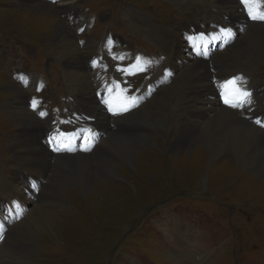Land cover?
<instances>
[{
  "label": "rangeland",
  "instance_id": "1",
  "mask_svg": "<svg viewBox=\"0 0 264 264\" xmlns=\"http://www.w3.org/2000/svg\"><path fill=\"white\" fill-rule=\"evenodd\" d=\"M38 2L0 0V208L3 211H7L3 193L12 195L16 191L11 183L17 179L16 173L23 169L18 163L25 156L21 145L28 135L36 134V130L29 131L26 127L18 129L7 106L26 109L27 114L35 116L41 123L38 135L47 137L50 128L45 118L48 116L42 117L33 110L30 98L33 94L38 96V90L44 89L39 97L42 103L58 106L75 103L84 117L83 123L91 125L96 117L90 116L89 112L96 107L94 102L99 101L96 90L83 88L85 92L74 95L66 81L65 64L84 67V72L95 74L93 61H96V65L104 67L109 85L119 83L130 98L143 96L150 85L155 90L146 95L137 107L123 114L121 120L116 118L112 125L102 128V132L98 130L96 146L91 152H81L76 148L73 153L55 154L60 160L76 154L91 158L90 190L84 189L67 169L66 160L56 164L45 163L46 170H39L40 176L26 185L27 189L22 187L25 185L22 181L16 180L21 185V192L29 198L28 210L34 209L32 205L35 203H40L36 207L50 208L53 224L37 232L31 228V223L27 224L29 231L16 228L25 221L23 218L27 212L15 224L9 225L6 237L0 240V264H236L237 259L239 264L264 262V176L256 171L252 156L246 161L243 158L237 160L230 148L213 157L209 153L212 150L208 148L203 147L201 152L200 139L205 128H200L193 135L189 145L174 150L171 143L174 137H181L182 125H177L173 114L188 112L184 99L189 89L184 85L178 86L174 98L160 94L161 88L173 86L175 78H172L174 74L169 71L166 58L158 62L153 59L154 55H166L157 42L148 38V32L152 31L149 27L161 34L179 32L177 40H181L183 32L180 29L183 30V26H187L188 31L193 29L189 33H196L207 25L206 29L212 32L217 27L231 25L236 37L225 47L228 48L226 55L230 64L224 66L221 61L210 63L215 55L224 51L219 43L209 50L208 58H203L205 67L209 68L211 78L217 79L236 72L229 71V67L244 65L245 70L240 72L251 81L239 84H250L255 89V112H258L264 106V26L254 23L262 22L250 20L242 7V14L248 20L245 19L246 23L241 26L235 25L233 21L223 19L215 0H71L76 12L86 17L82 19L85 30L79 33V24L75 28L67 19L59 18L73 31L65 34L77 41L73 46L82 53L92 50H87L90 42L95 43L96 51L93 49L92 61L88 60L89 56L77 60L73 55L69 56L70 53L62 61L59 55L66 52V48L59 44L55 35L56 19L40 13L42 7L37 5ZM228 4L234 6V3ZM59 5L65 3L60 2ZM45 11L55 15V10ZM226 12L232 13L231 10ZM246 24L250 26L247 27L249 34L246 33L249 36L242 38L243 33H239ZM107 37H112L113 43L121 44H103ZM185 38L179 44V51H183L182 45L187 44L182 56L184 62L196 55L189 39ZM235 48L239 52L236 53ZM145 49L147 54L143 55L141 52ZM139 55L148 58H137L143 67L148 66H139L144 71L135 68L132 75L117 71V68L135 66ZM156 66H162L157 73L161 74L158 78L165 79L159 87L154 78ZM180 66L181 63L177 69ZM184 80L185 76L181 78ZM147 82L149 84L146 85ZM12 85L23 90L26 99L18 100L20 93ZM181 86L183 90H180ZM212 87L216 90L214 85ZM152 100L153 103L141 108ZM156 102L163 103L162 115L168 116L165 120H175L171 127L168 124L169 128L160 127L158 133L152 128L156 119H142L143 110L158 113ZM102 109L107 110L105 105ZM238 110L243 114L241 109ZM195 113L201 116L199 110ZM20 127L23 126L20 124ZM73 127L81 128L82 125L73 124ZM70 128L69 125L65 129ZM115 138L142 142L134 146L133 166L127 167L123 161L120 162L118 155L108 151L109 145L103 146L102 142ZM31 140L30 147L33 145ZM251 141L254 150V142ZM30 157L27 152L25 158ZM102 160L114 165L115 176H110ZM56 177L71 181L62 183L60 190L54 182ZM40 195L44 196L41 200L38 198ZM7 200L14 204L12 196ZM31 200L36 202L31 203ZM3 216L6 218L7 214ZM3 216H0V222Z\"/></svg>",
  "mask_w": 264,
  "mask_h": 264
},
{
  "label": "bare ground",
  "instance_id": "2",
  "mask_svg": "<svg viewBox=\"0 0 264 264\" xmlns=\"http://www.w3.org/2000/svg\"><path fill=\"white\" fill-rule=\"evenodd\" d=\"M43 1L46 2V0H35V1H33V3L38 2L37 5H39V7H42L39 9L40 13H43L44 15H48V17L52 18V20L56 19V21H55L56 22V27H55L56 33H55V35H57V37L59 38V41H60L59 44L60 43L63 44L64 47L66 48V52L60 53L59 59L63 61L65 56H67V54L70 53L69 56L73 55L74 58H76L77 60H80V61L85 59L87 56H89V59L88 58L87 59L90 61L95 55V53H94V51H96L95 43L90 42V46L87 47V50H90V49H92V50L90 52H85V53H82L81 50L74 47L73 44L77 43V41L74 38L70 37L69 35L65 34L66 33V27H67V25H65L66 23H62L60 21L59 17L56 18L58 16L57 14L54 15L50 12H48V14H47V12L45 10H50L49 9L50 6H49V8H48V5H47V7L44 6V4H42ZM70 1L71 0H56L55 3H52V6L55 5V6H53L54 10L57 9V10H59V12H61V16L63 17L62 19H86L85 16H83L82 14H78L77 12L75 13V18L71 17L72 16L71 12H73L74 9H73L72 3ZM215 1H217L218 6L220 7L221 14H223V19H227L228 21H233V24L239 25V26H241V24L246 23L245 19H247V18L245 16H243V14H242L243 13L242 7L244 8V6L240 5L239 2H237V0H215ZM60 2L65 3V5H59ZM228 3H234V6L232 7ZM259 4H261L259 11L264 12V7H262V4H264V0H259V2L255 4V10L258 11V5ZM227 10H231L232 13L231 14L227 13L226 12ZM69 23L72 24V22H69ZM254 24L264 26V25H261L264 23H258L257 22ZM197 25H199V24H197ZM74 26L78 27V24H74ZM207 27H208V25L203 29V31H205V33L212 32L211 29L207 30L206 29ZM247 27H250V26H248L246 24V27L245 28L243 27L244 29H242L241 32L239 33V34L243 33V35H241V37L245 36V35H246L245 37L249 36V35H247V34H249ZM152 28L149 27V29H151L152 31L148 32V34H150L148 36V38L150 37L149 38L150 40L157 42L160 45V48L162 49L161 51L166 55L168 67L170 68L169 71H171L174 74L172 78H175L173 81L174 82L173 86L168 87L166 85V87L161 88L160 94L162 93L164 95H167L168 97H172L178 91V86H180V85H184L185 87H188L187 89H189L187 92V97L186 98L184 97L185 98L184 103L188 105V106H186V108H187L186 110L188 112H183V111L175 112L174 111L175 114H173V116L176 117L175 120H177V125H179V126L182 125L181 133H180L181 137L178 136V137H176V139L174 137V140L171 143L174 150L177 151V150L181 149L182 147L189 145L190 144L189 142L192 140L193 135L197 131H199L200 128H203V129L205 128L204 131L202 132V138L200 139V141L202 143V146H200L201 152H202L203 147L208 148V149L212 150V152H209V153H211L212 157H213L217 153H223L224 151H226L227 149L230 148V149L234 150L236 157H237V160H239V159L242 160V158H243L246 161L249 156H252L253 157L252 162L255 163L254 167H255L256 171L261 173L264 176V130L261 127L253 124L251 122L250 118L248 117L249 114H252L254 116V112H250L248 110H243L240 108L241 111H243V114H240L238 109H233L227 105H223L221 103V100L219 99L217 91L213 90V87H212L214 85V87L216 89H218V86L222 82H224L228 77L240 76L241 80L239 83L251 81L243 73L240 72V71L245 70L244 65L229 67V71H231V70L236 71L230 75L223 76V77L219 76V78H217V79L211 78V76L209 75L210 73L208 72L209 68L207 69L205 67L206 60L203 59L204 58L203 55H201V56L195 55L192 58V60H190V61H187V60L185 62L182 61L183 52L186 51L187 44L182 45V47L185 48V49H183V51H179V49L181 48V46H179V44H181L180 42H183L184 37H186L185 39H189V35L191 34V33H189V31H191L193 29L189 28L190 30L188 31L187 26H183V30L180 29V32H183V37L181 40H179V39L177 40L179 32H173V33L163 32L165 34L164 35V34H161L159 32L157 33L158 30L152 29ZM262 28H264V27H262ZM69 34H70V32H69ZM189 41H190V39H189ZM258 44H260V42ZM93 49H94V51H93ZM227 50H228V48L227 49L224 48V51L219 52V54L215 55L213 60L210 61V63L214 64L217 61H221V64L224 66L226 64L227 65L230 64L227 61V55H226L228 52ZM235 52L237 53L239 51L235 48ZM236 55H239V54H236ZM174 62H176V64H173ZM180 63H181V66L177 69L178 64H180ZM65 65H66L65 70H66V78H67L66 81H68L67 84L70 87V89L72 90V92L74 93V95L79 96L83 92H85L83 90V88H85V89L87 88L88 91L94 90V92H95V90H97V83H100L104 86H107L105 88H109L110 82L108 81V75L105 74L104 67H99L98 65H96L93 68V69H95L94 70L95 74L91 73V72L89 74L88 72L87 73L84 72V67L78 68L76 66H73V64H72V66L69 64H65ZM184 66H187V67H184ZM106 68H107V66H106ZM203 69L204 70L206 69L207 72L206 71H200ZM184 71H186V72H184ZM108 73H109V71H108ZM226 74L227 73H225L223 75H226ZM159 75H161V74H158L156 76L154 75V78L156 80V83L160 86L162 84V80L164 81L165 79L158 78ZM184 76H185V80L181 81V78ZM167 79H169V78H167ZM12 86H13L12 88L15 89V91L20 93L18 100L24 99V98L26 99V93L23 90H21L20 88H16V85H12ZM183 89H184L183 86H181L180 90H183ZM105 92H106V90L103 91L104 94H105ZM146 95H147V93L144 90V93H143L144 98L146 97ZM173 98H174V96H173ZM24 103H26V100ZM94 103L97 105L95 108H93L92 111L89 112V114H90V116L92 115V117H96V118L92 120L91 126L98 127V130H101V132H102V128L106 129L108 126L112 125V120H114L116 118H118V120H121L120 117L123 114H126L130 110L133 109L132 108L128 112L123 113L121 115H113L111 112H108V109L106 111L102 109V107L104 105L100 104V101H97V102L95 101ZM150 103H153V100L143 104L142 106L140 105V106H141V108H145ZM197 103H198L199 108L197 107ZM180 105L182 106V104H180ZM162 106H163L162 102H156L155 103V107H156L155 110L158 113L153 114L152 111H151V113L147 112L145 110L142 111V113L144 114V116H142L143 121H146L150 118L153 120L156 119L153 122L154 124L152 126L153 130L156 133H158L157 131L160 130V127H161V129H163V127L169 128V125H168L169 123L171 124L170 127L173 124H175V120H173L174 122L173 121L168 122V120H165V118L166 117L168 118V116L164 115V117H163L162 110H161ZM6 109L12 113V116H14L13 118H15L14 120L18 124V129L19 128L22 129V128L26 127L27 129H29V131H30V129L36 130V134H34V136L28 135L24 139V143L21 145L23 150H24L25 156H24V158H21L22 161H19L18 163H20V165L23 167V169L21 171L17 172L16 175H17V179L23 182V183L21 182L22 185L25 184L24 186H22V187H24V189H27L26 185L28 186L30 182L36 181L37 175L40 176L41 173L39 174V172H40L39 170H44V169L46 170L45 163L48 164V162H49V163H55L56 164L62 160H66L67 161V165H66L67 169L73 174V176H76V179L79 182H81V185L84 189L90 190V184L92 182L90 179L91 176L89 177V174L92 172L91 171V162H90L91 158L90 157H84L81 155H77L75 153L76 156H74V157L73 156L69 157V158L67 157L65 159L60 160L55 155L57 152L52 151L48 147L46 137H42V136L38 135L40 133H38L37 130L40 127L41 123L35 116H30L29 113L27 114L25 112L26 109L25 110L20 109V108L15 109L11 106H7ZM193 109H195V111H193ZM198 110L200 111L201 116L198 113H195ZM81 111H82V109H81ZM85 117H89V116H85ZM123 119H124V117L122 118V120ZM45 120L47 121L46 118H45ZM20 124L23 127H20ZM29 125L31 127H29ZM48 125L50 128V123H48ZM128 132H130V131H128ZM80 133L81 132H79V134ZM83 134H84V132L82 133V136H83ZM30 136H32V137H30ZM97 136H98V134H96V137ZM175 136H177V134ZM75 137L78 138L79 135H75ZM77 138L75 139V141L77 140ZM20 140H21V138H20ZM29 140H31V142L33 144L31 147H30ZM251 140H253L256 150L255 149L253 150L252 145H251V142H252ZM145 141L146 140H144L143 142H145ZM150 142H151V140L149 141V144H150ZM111 143H113V145H111ZM102 144H103V146H104V144L106 146L109 145L110 148L108 149V151L111 152V150H112L116 155L119 156L118 159H121L120 162L123 161L124 165H126L127 167H130V166H133L132 163H133V160H135L134 146H135V144L141 145L142 142H137V140H132V139H124L123 140V139H119V138L116 139L115 138V139L110 140V141L106 140L104 143L102 142ZM76 148L78 150V146L70 147V149H73L74 152H76ZM27 152L31 156L30 158H25ZM86 152H91V151L87 150ZM71 153H73V152H71ZM102 162H105V161L102 160ZM105 167L107 168L110 176H115V174H114V168L115 167L113 164H111V162H108V163L105 162ZM16 180L14 179L11 183L13 188L15 186L14 189L16 191L13 190L14 192L12 195H6L3 193V196L5 197L4 201H6V204H7L6 208H7L8 212L3 211L2 208H0L1 218L4 215V213L7 214V217L4 218V216H3L4 220L2 219V222H0V224H1L0 230H3L1 235H0V236H2V238L4 236L6 237L8 228L10 227L9 225H11L13 223L15 224V222L19 221V218H21L27 212H28L26 214L27 216H24V218H23V219H25V221L21 225L17 226L16 228H18L22 231L24 229L26 231V230H28L27 224L31 223V225H32L31 228L37 232L38 230L42 231L44 229V227H47V228L50 227L51 223H52V219L49 216L50 208L46 207V209H43V207H41V208L36 207L40 203L36 204L35 203L36 201H32V200H35L34 198L30 202L36 204V205L35 204L32 205L33 207L35 206V208L28 210L27 207H28L29 203L27 201L29 200V198L26 197L23 192H21V190H20L21 185ZM69 180L70 179L64 178V177L63 178H61V177L57 178L56 177V180L54 182H55V185L57 186V189L59 188L61 190V184L66 183V181H69ZM49 190H51V189H49ZM8 196H12V200H13L14 204H11L7 200ZM22 196L25 199H23ZM38 198L41 200L44 198V196L40 195ZM45 203L46 202H44V204ZM21 209L24 210L25 212H23ZM18 211L21 212L20 217H19ZM0 240H2V239L0 238ZM0 245H1V243H0ZM181 260H180V262H182ZM186 264H191V263H186Z\"/></svg>",
  "mask_w": 264,
  "mask_h": 264
},
{
  "label": "snow or ice",
  "instance_id": "3",
  "mask_svg": "<svg viewBox=\"0 0 264 264\" xmlns=\"http://www.w3.org/2000/svg\"><path fill=\"white\" fill-rule=\"evenodd\" d=\"M52 2L55 3L56 0H52ZM239 2L247 8V12L250 20L264 23V12L255 11L251 7L253 3H257L259 2V0H239ZM262 7H264V4H262ZM81 31H83V29H81ZM221 31L225 35H230V32L226 29H221ZM108 43L111 44L112 42L109 40ZM96 64L97 62L93 61V66H96ZM139 64L140 61L139 59H137L135 66L131 68H117V71L128 75H132L134 73V68H138L139 71H144L143 68L139 67ZM239 80H240L239 77H234L233 79L226 81L224 87L227 89V91L222 93L224 104H226L227 106L233 109L242 108L245 104H251L252 102L251 91L247 90L242 85H240L238 83ZM114 87L120 90L119 95L117 96V100L119 102L114 104L111 100H104L103 103L107 106L108 111L111 112L113 115H121L123 113L128 112L131 107L135 106L136 97L128 98L127 96H125L124 90L123 88H121L119 83H116ZM112 91L113 88H108L109 93H111ZM32 108L33 110L37 109V103L35 100L32 101ZM40 115L43 117L45 113L41 111ZM255 123L260 127H264V122H262L259 119L255 120ZM85 143H87V139L85 140ZM0 238H2V236H0Z\"/></svg>",
  "mask_w": 264,
  "mask_h": 264
},
{
  "label": "flooded vegetation",
  "instance_id": "4",
  "mask_svg": "<svg viewBox=\"0 0 264 264\" xmlns=\"http://www.w3.org/2000/svg\"><path fill=\"white\" fill-rule=\"evenodd\" d=\"M28 2V3H31V4H33V1H35V0H24V2ZM42 4H44V6H46L47 7V5H48V8H49V6H50V8L49 9H51L53 6H52V4L50 3V2H48V1H46V2H44L43 1V3ZM46 4V5H45ZM55 14H58V17L60 18L61 17V12H59V10H57V9H55V12H54ZM60 19H62V18H60ZM65 25H67V23L65 24ZM77 26H75V28H76ZM68 28V29H67ZM66 31H68V32H70V33H72L73 31L71 30V28L69 27V25H67V27H66Z\"/></svg>",
  "mask_w": 264,
  "mask_h": 264
},
{
  "label": "crops",
  "instance_id": "5",
  "mask_svg": "<svg viewBox=\"0 0 264 264\" xmlns=\"http://www.w3.org/2000/svg\"><path fill=\"white\" fill-rule=\"evenodd\" d=\"M51 10L53 11V10H54V8L52 7V8H51Z\"/></svg>",
  "mask_w": 264,
  "mask_h": 264
}]
</instances>
